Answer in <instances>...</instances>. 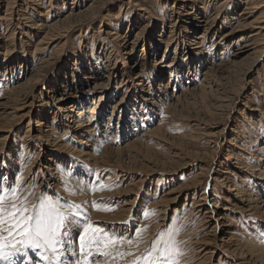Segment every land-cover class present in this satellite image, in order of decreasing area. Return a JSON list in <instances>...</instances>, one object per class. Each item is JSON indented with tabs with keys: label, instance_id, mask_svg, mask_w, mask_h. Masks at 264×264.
<instances>
[{
	"label": "rangeland",
	"instance_id": "374dc122",
	"mask_svg": "<svg viewBox=\"0 0 264 264\" xmlns=\"http://www.w3.org/2000/svg\"><path fill=\"white\" fill-rule=\"evenodd\" d=\"M210 1L206 8L204 0L196 2L200 14L197 7L184 8L180 0H117L94 20L66 22L63 26H73L66 40L45 44L39 52L35 49L43 35L35 34L32 26L48 21L52 25L86 10L92 0H17L9 7L13 14L7 12V0H0V18L12 14L0 20V97L49 62L42 68L40 84H30L29 116L12 128L10 136L0 128V176L9 184L19 180L22 188L26 185L24 195L35 186L31 204L38 203L42 193L59 194L76 204L103 201L100 209L108 210L84 205L97 226L125 236L137 226L146 229L140 248L132 251L143 253L158 232L176 228L184 252L179 264H262L257 256L264 254V213L256 212L261 213L264 204V58L248 77L254 58L234 61L232 54L254 29L232 31L253 22L264 8L259 11L260 5L247 17L244 9L252 7V0ZM40 11L49 12L47 20L38 17ZM213 14L217 18L212 19ZM202 20L209 22L210 31L205 32ZM10 22L13 28L8 27ZM228 33L229 41L224 39ZM202 35H207L200 41L202 49L190 53ZM136 39L134 55H127ZM7 41L13 43L5 56ZM137 59L147 63L139 76L131 74ZM172 65L176 71H170ZM102 77H108L107 86L91 94L94 82ZM168 80L169 89L160 87ZM21 114L0 120V126ZM74 120L93 130L87 143L91 150L76 140ZM41 121L47 122L45 128L36 127ZM48 139L68 148L59 152ZM84 148L90 151L88 157L78 153ZM66 186L76 194L70 195ZM85 186L96 190L78 191ZM240 186L244 195L261 198L259 206L251 208L253 216L249 203L236 197L234 190L240 191ZM129 189L130 195L121 193ZM124 199L136 203L128 216L120 215L116 202ZM145 209L148 218L142 216ZM225 213L227 220L216 234L213 226L206 228L207 216L218 224ZM130 218L129 224H118ZM203 244L215 252L212 258L204 260L205 252L198 254ZM237 248L245 255L234 253ZM98 264H104L103 256Z\"/></svg>",
	"mask_w": 264,
	"mask_h": 264
},
{
	"label": "snow or ice",
	"instance_id": "6c2138e0",
	"mask_svg": "<svg viewBox=\"0 0 264 264\" xmlns=\"http://www.w3.org/2000/svg\"><path fill=\"white\" fill-rule=\"evenodd\" d=\"M66 187L70 195L76 194L77 190ZM26 188L21 187L19 180L9 184L6 177L0 176V264H98L100 256L104 257V264H179L184 255L176 239V228L162 229L150 247L138 253L131 249L140 248L146 229L137 226L131 236H125L92 222L84 205L108 210L100 209L103 201L76 204L59 194L53 197L42 193L38 203L31 204L29 197L35 186L24 195ZM104 188L101 184L100 189ZM86 190L96 188L78 189ZM149 215L147 209L142 213L143 218ZM151 215H155V210ZM129 223L131 218L123 222Z\"/></svg>",
	"mask_w": 264,
	"mask_h": 264
},
{
	"label": "bare ground",
	"instance_id": "6f19581e",
	"mask_svg": "<svg viewBox=\"0 0 264 264\" xmlns=\"http://www.w3.org/2000/svg\"><path fill=\"white\" fill-rule=\"evenodd\" d=\"M16 1L17 0H7V2L6 3H8V7H7V12H11L12 14H13V11H12V9H10L9 7L11 6V5H13V4H15L16 3ZM115 1H117V0H92V3L88 6V8L86 9V10H84V11H82V12H79V13H77V14H70L69 16L67 15L66 17H64L62 20H59V21H57V22H55V23H53L52 25L50 24H47V23H45V25H34V26H32L34 29V33L35 34H38V36L39 35H43L42 37V40L39 42V44L36 46V49H35V51H39L40 52V49L43 47V45H45V44H50V43H53V42H57L58 40H61V42L62 41H64V40H66V38L68 37V33H70V31H72V28H73V26H71L72 28L70 29V28H68V27H65V26H63V25H65V23L66 22H68V21H70V20H73V21H76L77 23H78V25L83 21V20H94V18L96 17V15H97V13H99L100 11H101V9L103 8V7H105V6H107L108 4L110 5L111 3H114ZM181 2H183L184 3V8H191V9H195L196 7H197V3L196 2H198V1H201V0H180ZM215 1V0H214ZM214 1H212V2H214ZM217 1V0H216ZM208 3H211V1L210 0H204V5H205V8L207 7L206 5L208 4ZM251 6L252 7H249V8H245L244 10V13L246 14H244L245 16H247V17H250L251 16V14L252 13H256V11L259 9V6L260 5H262V7H261V9L259 10V11H262L263 10V8H264V4H262V2H260V3H256V1L254 2V0H252L251 2ZM174 4V3H173ZM182 5V4H181ZM180 5V6H181ZM250 5V4H249ZM200 6H201V4H200ZM221 6V5H220ZM257 6H258V8H257ZM17 7V6H16ZM179 9V8H178ZM199 7H197L195 10H198V11H196V12H199L200 14H202L201 13V9H200V11H199ZM219 10V9H218ZM185 11V10H184ZM264 11V10H263ZM263 11L260 13L261 15H259L256 19H254V21L253 22H250V23H247V24H245V25H243V24H241L240 25V27L238 28L237 27V29H235V30H233L232 31V34H235V33H239V32H242L243 30H247V29H254L252 32H250L245 38H244V41H243V45H242V43H241V45H242V48L241 49H239V50H237V51H235V53L234 54H232V56H233V59H234V61H236L238 58H241V60H242V58L243 59H251L252 57L254 58L253 59V62H252V64H251V68H250V71H248L247 73H246V75L249 77L251 74H252V71H253V69H255L256 67H259V64H260V61L264 58V18L262 19V17H260V16H262V14H263ZM216 12V11H215ZM258 12V11H257ZM190 13V12H189ZM12 14L11 15H7L8 17H10V18H12ZM18 14V13H17ZM186 14V13H185ZM48 15H49V12H44V11H40L39 12V16L38 17H40L41 19H43V20H47L48 18ZM214 15V14H213ZM243 14H241L240 16H244ZM102 17V16H101ZM6 18V17H5ZM5 18H0V20H3V19H5ZM10 18H6L7 20L8 19H10ZM206 18V17H205ZM211 18L212 19H215V18H217V15H214V17L213 16H211ZM245 18V17H244ZM207 19V18H206ZM211 20V19H210ZM203 21V20H202ZM201 21V22H202ZM14 22V21H13ZM13 22H10V24H8V27H11V28H13ZM200 22V23H201ZM203 23H205V25L207 26V27H204L205 28V32L207 31V30H211V28L210 27H208V24H209V22L207 21V20H204L203 21ZM15 25V24H14ZM10 28V29H11ZM210 28V29H209ZM213 30V29H212ZM15 29H13L12 30V35H10V36H12V39L13 38H15L14 36V34H15ZM184 33V32H183ZM114 34V33H113ZM202 34H204V33H202ZM232 34L231 33H228V34H225V37H224V39H227L228 41H229V38L232 36ZM115 35V34H114ZM9 36V37H10ZM223 36V35H222ZM185 38V37H184ZM207 38V35H202L201 37H199V36H197V41H194V43H193V45L195 46V48L194 47H192L191 48V50H189V52L191 53L192 52V54L195 52V50H199V49H202V47H201V44H202V42H200L201 40H205ZM11 39V40H12ZM199 40V41H198ZM226 40V41H227ZM10 41V40H9ZM137 42H138V40L136 39V40H134V41H131L130 42V48L128 49V51L129 52H127V55L128 54H133L134 55V51L136 50V47H137ZM164 42V41H163ZM162 42V43H163ZM13 43V42H12ZM12 43H8V41L5 43H3V44H6L5 45V51H4V53H5V56H8L9 55V53H10V51L12 50V48L10 49L8 46H10ZM66 43V42H65ZM64 43V44H65ZM2 44V46H1V48L3 49L4 48V45ZM59 44H60V42H59ZM165 44H166V46L168 47V44H170L168 41H165ZM224 44V43H223ZM29 45V44H28ZM52 45V44H51ZM127 45V44H126ZM240 45V44H239ZM6 47H8V48H6ZM11 47V46H10ZM61 47H62V45H61ZM234 47V46H233ZM178 48V47H177ZM226 48H228L227 46H226ZM190 49V48H189ZM228 49H230V48H228ZM1 50V49H0ZM231 50V49H230ZM229 50V51H230ZM204 51V50H203ZM233 51V50H232ZM225 52H227V54H228V51H225ZM225 52H223L224 54H226ZM231 52V51H230ZM234 52V51H233ZM37 53V52H36ZM205 53V52H204ZM203 53V54H204ZM42 54V53H41ZM221 54V53H220ZM230 54V53H229ZM228 54V55H229ZM231 55V54H230ZM229 55V56H230ZM226 56V55H225ZM231 56V57H232ZM222 57H223V55H222ZM230 57V58H231ZM229 58V59H230ZM228 59V58H227ZM146 62V59H140V60H135L134 62H133V66H132V69H131V74H132V72H134V73H136L137 74V76H139V75H141V74H143V72H144V70H145V68H146V64L147 63H145ZM162 62V61H161ZM230 62V61H229ZM39 63V62H38ZM49 63V62H48ZM47 62H43V64L41 63L40 65V67L37 69V70H35V71H33L32 73V77L34 78V79H32V77H31V79L30 80H27L25 83H23V84H21L20 86H18V87H15L14 89H12L10 92H8V93H6L5 95H4V97L3 96H1L0 97V120H5L6 118H10L12 115H19V114H21L20 116H18V118L17 119H8V121H6V122H4V125H2V126H0V128L1 129H6V131H3L5 134H9V136H10V133L12 132V128H14V127H16V125H18V122L19 121H22L24 118H27L28 116H29V109H30V105H31V103H29V102H26L27 101V97H28V95H29V92H30V89H29V87H30V84H31V82H34V84H40V82L42 81L41 80V71H42V68L45 66V65H47L48 64ZM232 63V62H231ZM158 65H159V68H163L164 66H163V64L164 63H157ZM156 64V65H157ZM225 64V63H224ZM171 65V64H170ZM233 65H235V64H233ZM226 66V65H225ZM229 66H230V64H229ZM171 69H170V71L172 72V71H176V69L174 68V65H172V66H169ZM233 67V66H232ZM207 69V68H206ZM130 72V71H129ZM208 72V71H207ZM223 73V72H222ZM227 73V72H226ZM251 73V74H250ZM130 74V75H131ZM220 74V73H219ZM92 75V74H91ZM222 75V74H221ZM228 75V74H227ZM231 75V74H230ZM43 76V75H42ZM96 76H93V77H90V79L91 80H93V78H95ZM89 78V77H88ZM104 78H108V77H104ZM103 77L102 78H100V80L97 82H94V85H93V88H92V90H91V94L93 93V92H98V90H100V89H103L105 86H107V84H106V82L108 81H105V79H104ZM207 78H208V76H207ZM40 81V82H39ZM30 82V83H29ZM109 83V82H108ZM160 83H163L164 85H165V87L164 86H162L161 84H160V87H163V89H169L171 86L170 85H172L171 84V82H170V80H168L167 82H165V81H162V82H160ZM206 85V84H205ZM203 86V85H202ZM201 86V87H202ZM212 87V86H211ZM74 88V87H73ZM244 88V86H242V88L241 89H243ZM212 90V89H211ZM239 90V89H238ZM205 91V90H204ZM224 91V90H223ZM213 92V91H212ZM5 93V92H4ZM3 93V94H4ZM222 93V92H221ZM239 93V92H238ZM204 94V93H203ZM63 95V94H62ZM65 95V94H64ZM54 96V95H53ZM3 97V98H2ZM203 97H204V95H203ZM59 98V97H58ZM222 98V97H221ZM226 98V97H225ZM62 99V98H61ZM146 102H150V101H152V99L151 98H149V97H144L143 98ZM219 99H220V97H219ZM51 100V99H50ZM56 100V99H55ZM60 100V99H59ZM143 100V101H144ZM169 100H171V97L169 98V99H167V101H169ZM25 101V102H24ZM62 101H64V100H62ZM196 101V100H195ZM225 103V102H224ZM17 104H20V107H19V105H17ZM155 104V103H154ZM167 104L168 103H166V106H167ZM74 105V104H73ZM78 105H80V103L78 104ZM82 105H80V107H81ZM169 106V105H168ZM210 106V105H209ZM73 107V106H72ZM76 107V105L74 106V108ZM117 107V106H116ZM64 108V107H63ZM71 108V107H70ZM76 109V108H75ZM26 111V112H25ZM70 110H67L65 113H70V112H72V111H74V109L72 110V111H70ZM18 112V113H17ZM25 112V113H24ZM75 112V111H74ZM80 113V111H78V114ZM81 114L82 113H80V115H78V117L79 116H81ZM66 115V114H65ZM93 115V114H92ZM95 115V114H94ZM68 116V115H67ZM83 116V115H82ZM93 118V117H92ZM75 119H77V117L75 118ZM93 120V119H92ZM74 121H76L75 123H76V125L77 126H75V131L74 132H77V134H76V136H75V138H76V140H78V141H80L82 144H84V146H86V148H89L90 146L87 144L88 142H90L91 140V132L93 131V130H90V125H84L83 123H81V121H78V120H74ZM39 123V124H38ZM45 124H47V122H43V121H41V122H36V127H38V128H42V127H44L43 125H45ZM92 124V123H91ZM48 126V125H47ZM95 126H97L98 128H99V125H97V124H95ZM74 127V126H73ZM94 127V126H93ZM132 127H134V124L132 125ZM45 128V127H44ZM81 130H80V129ZM9 136H7V138H9ZM2 137H4V136H2ZM1 137V138H2ZM3 140H6L5 138L4 139H1V141H3ZM48 141V143H51V145L53 146V147H57V149L59 150V152H60V150H66L67 148H68V146H66V145H64V143H61L60 141V144L59 143H57L56 142V140L55 141H52V139H48L47 140ZM117 140H113V141H110L111 143H114V142H116ZM57 143V144H56ZM87 144V145H86ZM92 148L90 147V149L89 150H91ZM111 149L112 150H114V148L113 147H111ZM85 150V151H84ZM61 151V152H62ZM87 150L84 148V149H81V150H79V154L80 155H83V156H86V157H88L89 155H90V151L88 152H86ZM110 152H114V151H110ZM154 167V166H153ZM46 168V167H45ZM47 170H50V168H46ZM236 169H239V170H241V168L239 167V166H237V168ZM249 169V168H248ZM250 170V169H249ZM251 171V170H250ZM257 172V171H256ZM260 172V171H259ZM245 178L246 179H249L247 176H245ZM123 181H124V179H122ZM263 189V188H262ZM239 190L241 191H237V190H234V191H236L238 194L236 195V197H238L239 198V200L240 201H242V203L243 202H246V203H249L248 204V208H250V212H252V207L254 206V207H257V206H259L258 204H256V202H259L260 200H261V198H252L251 197V195L249 196H246V195H244V191H243V189L241 188V186H240V188H239ZM129 191H130V189L128 190V191H126V190H122L121 191V193H123V194H128L129 193ZM129 195H130V193H129ZM123 196V195H122ZM264 197V196H263ZM177 199V198H176ZM176 199L174 200V201H176ZM171 201V200H170ZM117 203H119L118 204V206H119V213H120V215L121 216H128L129 214H130V212L135 208V201H132V200H128V199H124L123 201H116ZM263 203H264V201H263ZM260 209H261V213L260 212H256V213H259L260 214V216L262 215V213H264V204H261V207H259ZM133 211H135V210H133ZM225 211H227V209H225ZM201 212V211H200ZM228 212V211H227ZM254 212H252V214H250L251 216H253L254 214H253ZM206 214L208 215L209 213L208 212H206ZM256 215V214H255ZM227 216H228V214L227 213H225V214H221V215H219V218H218V220H216V222H218V224H216L215 223V221H213V219L211 218V216L209 217V216H207V218H208V221L206 222V224L207 225H209V226H207L206 228H209V227H211V226H213V231L215 232V234H216V232H218L217 231V228H218V225H221V222L222 223H225L226 222V220H227ZM225 221V222H224ZM121 223H123L122 221H118V224H121ZM226 225V224H225ZM117 226H119V225H117ZM228 226V225H227ZM111 227V226H110ZM109 226H108V228H110ZM117 229H119V230H124L125 229V227H121V226H119ZM212 229V228H211ZM212 237H214V235L212 236ZM216 237V236H215ZM217 237H218V235H217ZM210 240V239H209ZM211 241V240H210ZM216 241V240H215ZM217 242V241H216ZM220 242V241H219ZM208 244V243H207ZM211 245V244H210ZM237 246V245H236ZM201 249H199L198 250V254L200 255L201 253H203V252H205V254H204V256L202 257L204 260H206V259H209V258H212L213 256H214V254H215V252H208V247L205 245V244H203L201 247H200ZM235 248V247H234ZM236 251V252H235ZM234 253H237L238 255H239V257H242L243 255H245V253L243 252V249L241 248V249H239V248H237V249H235L234 250ZM211 255V256H210ZM231 255V254H230ZM232 256V255H231ZM247 256V255H246ZM256 256V255H255ZM253 260V259H252ZM257 260L258 261H260V263H262V264H264V254H262V255H260V256H257ZM249 262V261H248Z\"/></svg>",
	"mask_w": 264,
	"mask_h": 264
}]
</instances>
